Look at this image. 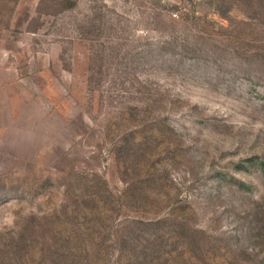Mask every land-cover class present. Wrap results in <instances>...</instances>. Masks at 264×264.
Listing matches in <instances>:
<instances>
[{
	"label": "rangeland",
	"instance_id": "obj_1",
	"mask_svg": "<svg viewBox=\"0 0 264 264\" xmlns=\"http://www.w3.org/2000/svg\"><path fill=\"white\" fill-rule=\"evenodd\" d=\"M0 264H264V0H0Z\"/></svg>",
	"mask_w": 264,
	"mask_h": 264
}]
</instances>
